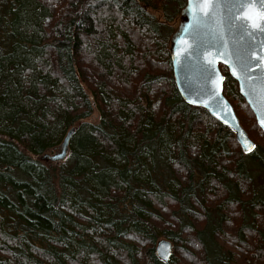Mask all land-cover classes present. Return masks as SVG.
I'll return each instance as SVG.
<instances>
[{"label": "trees", "instance_id": "1", "mask_svg": "<svg viewBox=\"0 0 264 264\" xmlns=\"http://www.w3.org/2000/svg\"><path fill=\"white\" fill-rule=\"evenodd\" d=\"M173 1L0 0V264H264V133L221 63L258 164L181 98Z\"/></svg>", "mask_w": 264, "mask_h": 264}, {"label": "water", "instance_id": "2", "mask_svg": "<svg viewBox=\"0 0 264 264\" xmlns=\"http://www.w3.org/2000/svg\"><path fill=\"white\" fill-rule=\"evenodd\" d=\"M169 53L181 98L205 108L232 130L243 152H250L248 148L252 150L255 143L223 94L224 75L219 64L236 80L239 93L264 133V0H185L170 35ZM73 132L71 126L59 148L39 158L63 159ZM154 252L168 263L171 241L157 239Z\"/></svg>", "mask_w": 264, "mask_h": 264}, {"label": "rangeland", "instance_id": "3", "mask_svg": "<svg viewBox=\"0 0 264 264\" xmlns=\"http://www.w3.org/2000/svg\"><path fill=\"white\" fill-rule=\"evenodd\" d=\"M174 5H175V2L173 1V2H170L169 4H168V6H167V9H168V11H169V14H171V18H170V20H167L166 18H165V13L166 12H164L163 13V11H161V9H150V12L151 13H153L154 14V16L158 19V20H160V21H163L168 27H169V29L171 30V32H173L174 31V29L176 28V26H177V23H178V15H179V11H180V9L178 8L176 11H174L173 12V10H174ZM173 12V13H172ZM165 14V15H164ZM94 120H96L97 119V117L96 116H94V118H93ZM251 138L254 140V138L251 136ZM245 157H247L249 160H250V162H251V164L252 165H256V164H258V162L257 161H255L253 158H252V155L251 154H249V153H247V152H245V155H244ZM250 164V163H249ZM253 171H254V179H255V186H257V187H260L262 184H264V170H262V169H259L258 170V168H253ZM160 238H163V237H160ZM248 242H250V241H248ZM172 243V242H171ZM172 252H173V249H172ZM172 254V253H171ZM185 258H187V256L185 255L184 256ZM182 263H184V264H188L184 259H181L180 260Z\"/></svg>", "mask_w": 264, "mask_h": 264}, {"label": "snow or ice", "instance_id": "4", "mask_svg": "<svg viewBox=\"0 0 264 264\" xmlns=\"http://www.w3.org/2000/svg\"><path fill=\"white\" fill-rule=\"evenodd\" d=\"M252 147H254V146H252ZM248 150L251 151V147H249Z\"/></svg>", "mask_w": 264, "mask_h": 264}]
</instances>
